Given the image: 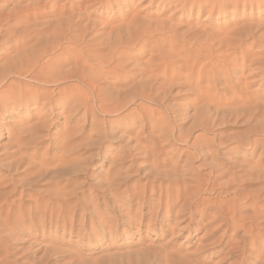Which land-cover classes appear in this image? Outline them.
I'll use <instances>...</instances> for the list:
<instances>
[{"label": "rangeland", "instance_id": "rangeland-1", "mask_svg": "<svg viewBox=\"0 0 264 264\" xmlns=\"http://www.w3.org/2000/svg\"><path fill=\"white\" fill-rule=\"evenodd\" d=\"M0 6V68L19 53L25 59L24 52L27 59L39 55L35 70L46 60L64 68L59 78L62 71L54 69L57 82L6 77L28 92L29 103L0 108V154L9 152L0 158V191L21 189L22 180L24 193H42L64 211L44 225L1 228L0 264H264L263 213L255 215V240L241 238L254 217L245 204L264 208V0H0ZM60 22L71 25L67 36L80 35L79 45L52 40ZM112 56L118 70L109 67ZM151 64L158 65L156 81L148 83L139 70ZM76 69L94 93L70 76ZM74 84L83 98L66 104L59 97ZM40 92L44 98L31 100ZM16 162L28 173L9 175ZM214 175L216 188L197 187L205 200L193 205L190 218L177 213L181 202L167 210L162 184ZM223 213L244 224L229 231L225 246L218 241L227 227Z\"/></svg>", "mask_w": 264, "mask_h": 264}, {"label": "bare ground", "instance_id": "bare-ground-1", "mask_svg": "<svg viewBox=\"0 0 264 264\" xmlns=\"http://www.w3.org/2000/svg\"><path fill=\"white\" fill-rule=\"evenodd\" d=\"M55 1V0H54ZM80 2V1H79ZM0 7H3V6H0ZM34 12V11H33ZM28 13V12H27ZM37 13H38V11H37ZM33 14V13H32ZM71 20V19H70ZM80 20V19H79ZM78 20V21H79ZM75 22L77 21V20H74ZM49 22V21H48ZM74 22V24H76ZM46 23V22H45ZM44 23V24H45ZM50 23L51 22H49V25H50ZM68 23V22H67ZM69 23H70V21H69ZM68 23V25L65 23V22H60L59 23V25L61 26V29H60V31H58V33H57V35H55L56 37H58L57 39L58 40H55L56 39V37L54 36V38H52V40H54V41H59L60 39L62 40V39H68L67 41H71L73 44H75V45H79L80 44V42H82V38H79V36L78 35H69V36H67L66 34H67V32L70 30V27L69 26H71L70 24ZM73 23V22H72ZM73 24V25H74ZM45 25H48V23L47 24H45ZM45 25H43L44 26V28H45ZM48 25V26H49ZM42 26V27H43ZM50 26H52V24L50 25ZM76 26H78V24L76 25ZM72 27H74V26H72ZM49 28V27H48ZM48 28H46V29H48ZM54 28V27H53ZM75 28V27H74ZM74 28H73V30H74ZM8 29V28H7ZM50 29V28H49ZM9 30V29H8ZM7 30V31H8ZM42 30V29H41ZM44 31H45V29H43ZM68 30V31H67ZM77 30V29H76ZM38 31V30H37ZM44 31H42V32H44ZM56 31V30H55ZM67 31V32H66ZM9 32V31H8ZM42 32H38V34L39 33H42ZM46 32V31H45ZM57 32V31H56ZM70 32V31H69ZM75 32V31H74ZM84 32V31H83ZM37 33V32H36ZM66 33V34H65ZM6 34V33H5ZM37 34V35H38ZM77 34H79V33H77ZM44 35V33L43 34H41V35H39V37L41 38L42 36ZM82 35V34H81ZM82 36H84V35H82ZM81 36V37H82ZM39 37L37 38V40H39ZM46 37H47V35H46ZM45 37V38H46ZM50 37V36H49ZM43 38H44V36H43ZM50 38V39H51ZM84 38V37H83ZM130 38V37H129ZM42 39V38H41ZM40 39V40H41ZM39 40V41H40ZM43 40V39H42ZM44 40H47V39H44ZM60 40V41H61ZM47 41H49V40H47ZM59 41V42H60ZM84 41V40H83ZM23 42V41H22ZM21 42V43H22ZM52 42V41H51ZM49 43V44H52L53 45V42L52 43ZM58 42V43H59ZM24 43H25V41H24ZM58 43H56V44H54V47H58L60 44H58ZM86 42H84L83 44H85ZM62 44V43H61ZM82 44V43H81ZM88 44V46H89V48H91V43H87ZM90 44V45H89ZM120 44V43H119ZM122 44V43H121ZM47 45V44H46ZM48 47L50 46V45H47ZM84 47H85V45H83ZM82 46V47H83ZM118 46V45H117ZM47 47V48H48ZM124 47H126L125 45H124ZM124 47H121L120 46V52L122 53L123 51H125V50H123L122 51V49H125ZM46 48V49H47ZM50 48V47H49ZM48 48V49H49ZM52 48V47H51ZM50 48V49H51ZM76 48H78V47H76ZM86 48V47H85ZM88 48V47H87ZM86 48V49H87ZM89 48L87 49V50H89ZM31 49V48H30ZM46 49H45V51H46ZM61 49V48H60ZM92 49V48H91ZM27 50V49H26ZM52 50V49H51ZM87 50L86 51H84L85 53L87 52ZM33 51V50H32ZM32 51H27V52H32ZM50 51V50H49ZM61 51H64V56H65V53L67 52V49H62ZM68 51H70V49L68 50ZM89 51H91V50H89ZM93 51V50H92ZM24 52V51H23ZM71 52V51H70ZM70 52H69V54H70ZM74 52V51H73ZM75 52H76V49H75ZM33 53H35V52H33ZM41 53V52H40ZM46 53H47V51H46ZM49 53H51V52H49ZM57 53H58V51H57ZM63 53V52H62ZM78 53L79 54H81V53H83V48H80V52L78 51ZM93 53V52H92ZM20 54V53H19ZM18 54V60H16V57L14 58L15 60H11V62L10 63H7L6 65H4L3 67H1L0 68V88L1 87H3V86H6L7 88H4V89H2V90H0V94L3 92V91H7V93L6 94H4V95H0L1 97H0V108H1V110L3 109V108H5V107H7L6 105L7 104H16L17 105V103L18 104H21V102H24V104H28L29 103V98H24L26 95H27V93L28 92H26V91H22L21 89H18V88H15V87H13V85H12V83H8V78H6L7 76L9 77V76H14L15 74H27V75H29L30 76V78L29 79H31V80H34V81H37V82H43V83H45V82H47V81H56L57 82V79H55V74H60V73H64V71H62V70H64V68L62 69L60 66V68L62 69H58L57 68V66H58V64H55L54 62H48L47 63V60H46V62H43V64H44V66H47V64H52V63H54L53 64V66H50V67H52L51 68V71H52V73L51 72H49V68L48 67H44L42 64V66H40L37 70H35V65L37 64V59H36V57H38L37 56V53H35L36 55H35V58H31V59H27V57H28V55H27V53L26 52H24L23 54H26V58L24 59V58H22V56H24V55H22V56H20ZM43 54H45L44 53V51H43ZM42 54V55H43ZM52 54H53V52H52ZM61 54V53H60ZM60 54L59 55H56L55 57H57V56H60ZM68 54V53H67ZM74 54H77V53H74ZM91 55V53L89 52L88 53V55ZM30 55V54H29ZM34 55V54H33ZM41 55V54H40ZM63 55H61V56H63ZM78 55V54H77ZM82 55V54H81ZM87 55V56H88ZM89 55V57L90 58H92L91 56ZM32 56V54L29 56V58ZM60 56V60H67V58H62ZM67 56H69V55H67ZM71 56H72V54H71ZM86 56V57H87ZM94 56V55H93ZM25 57V56H24ZM32 57H34V56H32ZM86 57L84 56V58L86 59ZM95 57V56H94ZM113 57V56H112ZM12 58V59H13ZM70 58V57H69ZM72 58H74L75 60H74V62H73V68L75 67V66H77V64H78V66L80 65L79 63H81V60H80V58H76V57H72ZM96 58V57H95ZM47 59V58H46ZM82 59V58H81ZM94 59V58H93ZM53 60V59H52ZM56 60V59H55ZM60 60H58V62L60 61ZM73 60V59H72ZM71 60V61H72ZM82 60H84V59H82ZM89 60H91V59H89ZM109 60V59H108ZM120 60V59H119ZM45 61V60H44ZM86 61H88V59L86 60ZM93 61H95V60H93ZM244 61V60H243ZM242 61V62H243ZM63 62V61H62ZM69 62V61H68ZM97 62L98 63H105L106 61H98L97 60ZM108 62H110L109 63V67H110V64L112 65V67L111 68H113V69H116V70H118L119 69V67L121 68V65L118 63V58L117 57H113V58H111L110 59V61H108ZM6 63V62H5ZM87 63V62H86ZM103 63V64H104ZM245 63V62H244ZM244 63H243V66H244ZM46 64V65H45ZM49 64V65H50ZM102 64V65H103ZM106 64H108V63H106ZM169 64V63H168ZM194 64V63H193ZM40 65V64H39ZM59 65H62V64H59ZM83 65V64H82ZM98 65H100V64H98ZM123 65V64H122ZM161 65V64H160ZM165 65L167 66V63H165ZM38 66V65H37ZM63 66V65H62ZM104 66V65H103ZM108 66V65H107ZM191 67H193L192 65H191ZM47 69V71L45 70V71H43V69ZM72 68V69H73ZM77 68V67H76ZM79 68V67H78ZM102 68V67H101ZM158 68V65L157 66H155V65H150L148 68H143L142 70H139V72H144L145 74H146V72L148 73V79H149V81L150 82H148V83H151V81L152 82H155L156 81V76L154 75V70H156ZM61 70L62 72H58L57 71V73H55L56 71L55 70ZM192 69V68H191ZM70 69H66V71H69ZM77 70V69H76ZM102 70V69H101ZM100 70V71H101ZM196 70V69H195ZM198 70V69H197ZM55 71V72H54ZM105 71V70H104ZM115 71V70H114ZM186 71H188V69L186 70ZM192 71V70H191ZM200 70H198V72H199ZM53 72L55 73V74H53ZM73 72V71H72ZM71 72V73H72ZM74 72H75V70H74ZM73 72V73H74ZM70 73V72H69ZM70 73V74H71ZM71 74L70 76H72V75H74V76H76V80H78V81H80V82H85L89 87H90V90L92 91V93H94V88H93V83H87L86 82V75H85V73L84 72H82V71H79V69L77 70V72H75L74 74ZM143 73V74H144ZM164 73V72H163ZM162 73V80H164L165 79V73L163 74ZM173 73V72H172ZM171 73V74H172ZM192 73V72H191ZM195 73V72H194ZM193 73V74H194ZM197 73V72H196ZM7 74H10V75H7ZM11 74H14V75H11ZM59 74H58V76H56L57 78H59ZM61 74V75H62ZM66 74V73H65ZM64 74V75H65ZM170 74V75H171ZM188 74H190V72L188 73ZM188 74H187V76H188ZM192 74V75H193ZM55 75V76H54ZM60 75V76H61ZM67 75V74H66ZM173 75V74H172ZM197 75H198V73H197ZM186 76V75H185ZM54 77V78H53ZM61 77H63V76H61ZM175 77V76H174ZM191 77V76H190ZM200 77H201V75H200ZM65 78V77H64ZM158 78V77H157ZM168 78V77H167ZM171 78H172V76H171ZM147 79V80H148ZM160 79H161V77H160ZM170 79V78H169ZM189 79V78H188ZM60 80V79H59ZM89 80H92V78L91 79H89ZM162 80H158L156 83H161V82H159V81H162ZM186 80V79H185ZM53 81V82H54ZM93 81L95 82L96 80H94V78H93ZM165 81V80H164ZM168 81V80H167ZM187 81V80H186ZM198 81H200V80H198ZM91 82V81H90ZM169 82H170V80H169ZM168 82V83H169ZM24 84H28V83H24ZM75 85L76 84H74V85H68V87L69 86H72L70 89H71V91H69L68 93V95H64L63 94V96H60L59 97V99H61V101L63 100L64 102H66V104H68V102L70 103L72 100H74V101H79L80 100V98H81V95L83 94V93H81L80 91H77V90H80V89H77V87H75ZM151 85V84H150ZM154 85V84H153ZM98 86V85H97ZM155 86V85H154ZM153 86V87H154ZM150 87V86H149ZM66 88H67V86H66ZM155 88V87H154ZM65 89V88H64ZM150 89H152L151 87H150ZM59 90V89H58ZM67 90V89H66ZM62 91H64V90H62ZM116 91H118V90H116ZM148 91H149V89H148ZM147 91V94L148 95H150L151 94V92L149 93ZM151 91V90H150ZM57 92H59V91H57ZM65 92V91H64ZM4 93V92H3ZM42 92H40V94H41ZM60 93V92H59ZM63 93V92H62ZM145 93V92H144ZM143 93V94H144ZM36 94V93H35ZM40 94H37V95H33L34 97H33V99H31V100H33L34 102H38L40 99H42V98H44L43 96H44V94L42 93L41 95ZM146 94V95H147ZM60 95V94H59ZM88 97V96H87ZM147 97V96H146ZM83 98V97H82ZM81 98V99H82ZM88 99V98H87ZM73 102V101H72ZM44 103V102H43ZM74 103H76V102H74ZM65 104V105H66ZM72 105H74V104H72ZM71 105V106H72ZM76 105V104H75ZM117 105V104H116ZM115 105V106H116ZM123 105V104H122ZM122 105H120V106H122ZM5 106V107H4ZM71 106H69L70 108H72ZM78 106V105H77ZM77 106H75L76 108H78ZM117 106H119V105H117ZM120 106H119V108H120ZM112 107V106H111ZM8 108V107H7ZM6 108V109H7ZM105 108V107H104ZM6 109H3L2 111H6ZM75 109V108H74ZM117 108H115V110H116ZM102 111V110H101ZM105 111V110H104ZM118 111V110H117ZM75 113V112H74ZM2 114V113H1ZM130 114H132V111L130 112ZM142 114V113H141ZM125 115H128V117H129V112L128 113H125L124 115H122V116H125ZM134 115V114H133ZM140 115V114H139ZM132 116V115H131ZM131 116H130V118H131ZM125 118V117H124ZM129 118V119H130ZM144 118V117H143ZM140 119V118H139ZM135 120V119H134ZM133 123V122H132ZM7 153H9V152H5V153H3L2 155L0 154V158H1V156H3V155H6ZM48 160L47 159H42V164L41 165H44V164H46V162H47ZM19 163L20 162H16V164H11L10 165V168L7 170V172H8V174L9 175H13L14 173H18V174H23V173H28V169L27 168H25V167H22V169H21V171H18L21 167H19ZM155 164V163H154ZM156 165V164H155ZM44 167V166H43ZM45 168V167H44ZM215 171V170H214ZM44 172H45V169H43L42 167H40L39 169H38V173L41 175V176H43V174H44ZM212 172V171H211ZM210 172V173H211ZM216 172V171H215ZM218 173V172H217ZM260 173H263V172H260ZM213 174H214V172H213ZM212 174V175H213ZM217 175V174H216ZM258 175V174H257ZM261 175V174H260ZM262 175H264V174H262ZM209 176H210V174H209ZM219 176H220V174H219ZM154 177V176H153ZM157 177V176H156ZM262 177V176H261ZM155 178V177H154ZM159 178H160V176H159ZM163 178V177H162ZM183 178H185V177H183ZM198 178V177H197ZM202 178V177H201ZM152 179V178H151ZM179 179V178H178ZM203 179V178H202ZM154 179H152V181H153ZM171 180V179H170ZM179 180H181V179H179ZM189 180H192V179H190L189 178ZM195 180V179H194ZM173 181H174V179H173ZM217 177L214 175V176H212V177H206L205 178V180H200V179H196V181H194V183L193 184H191V185H184L181 181L179 182V181H176V179H175V181L173 182V184H167L168 186H166L165 184V188L163 189V184H162V186H160L159 187V193H165V197L167 198V210L169 211V210H171V207L174 205V204H176V202H181V204H180V207H179V209H176L177 210V213H179V214H181L182 212L184 213H189L188 215H189V218H190V216H191V214H192V212H193V210H192V207H193V205L196 203V202H204V200H205V198H200V194H199V192H200V190L201 189H199V191L198 190H196L197 189V187H200L202 184L203 185H207V186H209V187H207V188H212V189H214V188H216L215 186L218 184L217 182ZM229 181H231V180H229ZM242 182V181H241ZM19 183V182H18ZM17 182H15L14 183V185H17L18 184ZM217 183V184H216ZM20 184V187H21V189H18V187H16V186H13L12 188H10L8 191H5V192H2V191H0V229L1 228H7V229H11V228H14L16 225H18V224H20V223H23V222H27L29 225H37V224H43L44 225V223H48V220H49V222H50V217L52 216L51 215V213H55L56 214V216L59 218V216L61 215V213L64 211V209H62V207H61V205H63V203L62 204H60V205H58L57 203H51V202H47L46 201V199H44L43 197H44V194H42V193H39V194H36V196H33V195H29V194H26V193H24L25 191H27V189H23L24 188V186L27 184V182H26V184H25V182H23L22 180H21V182L19 183ZM30 183H28V187L30 186L29 185ZM189 184V183H188ZM220 184V183H219ZM223 184V183H222ZM1 185V184H0ZM11 185V184H10ZM224 186H231V185H229V182L227 181V183H224L223 184ZM224 186H223V188H224ZM263 186H264V183H263ZM204 187V186H203ZM202 187V188H203ZM219 187H221V186H219ZM2 188V187H1ZM204 188H206V187H204ZM222 188V189H223ZM226 188V187H225ZM229 188V187H228ZM262 188V187H261ZM192 190V191H190V193H188L187 195L186 194H184V192L185 191H188V190ZM211 189V190H212ZM262 189H264V187L262 188ZM225 190V189H224ZM237 191V190H236ZM243 191V190H242ZM254 191V190H253ZM244 192V191H243ZM264 192V191H263ZM187 193V192H186ZM201 193V192H200ZM250 193V192H249ZM258 193V192H257ZM254 195H255V193H253ZM163 195V194H162ZM228 195V194H227ZM253 195V196H254ZM15 196H18V198L17 199H14V197ZM249 196H251V195H249ZM256 197H257V195H255ZM23 197H26V198H23ZM215 197V196H214ZM213 197V198H214ZM217 197H219V195L217 196ZM255 197V198H256ZM207 198V197H206ZM264 198V197H263ZM262 198V199H263ZM208 199V198H207ZM206 199V200H207ZM253 199V198H252ZM161 200V199H160ZM210 199H208L207 200V202L209 201ZM212 200V199H211ZM216 200H218L217 198H216ZM242 200H243V197H242ZM246 200V199H245ZM249 200V199H248ZM159 202V201H158ZM206 202V201H205ZM213 202H215V204H217L216 202L217 201H213ZM209 203H210V201H209ZM208 204V203H207ZM206 204V205H207ZM253 204H254V202H253ZM213 206H214V204H212ZM211 204L209 205V207L210 206H212ZM245 205H250L251 206V208H252V212H253V216L254 217H251L249 220H248V224H247V226L245 227V231H244V236L243 237H241V238H244V239H248V238H250L251 239V241H254L255 239H254V236L257 234H255L254 232V226H255V224H257V225H259L258 223H255V219H256V217L258 216V215H261L262 213L264 214V208H263V206L262 205H259V206H256V205H252V204H245ZM27 206V207H26ZM64 206V205H63ZM212 206V207H213ZM218 206V205H217ZM217 206H215V208H217ZM240 206V205H239ZM243 207H245L244 205H242ZM206 207V206H205ZM207 207H208V205H207ZM212 207H210V208H212ZM241 207V206H240ZM220 208V207H219ZM218 208V209H219ZM236 208H238V207H236ZM213 209V208H212ZM221 209H224V208H221ZM211 210V209H210ZM216 211H217V209H216ZM230 211V210H229ZM234 209H232V213H234ZM237 211V210H236ZM219 212H221V211H219ZM27 214V216L28 217H26L25 215ZM176 213V214H177ZM194 213V212H193ZM217 213V212H216ZM215 213V214H216ZM230 214L229 213V215H227L228 214V212H227V214H224L223 213V218L225 219V225H227V227L226 228H224V230H222V233H221V235L219 236V238H218V241L220 242V244H224V246L228 243L229 244V241H230V239H231V236H233V235H230V233H229V231H231L232 230V234H236V229L238 228V227H241V226H244V224H239L238 225V223L236 224V222L237 221H233V218H235L234 216H232V215H234V214ZM238 213V212H237ZM202 214H203V212H202ZM235 215H237L236 214V212H235ZM255 215H257V216H255ZM177 216V215H176ZM193 216V215H192ZM216 216V219L215 220H218L219 218H222V212L220 213V214H217V215H215ZM53 217V216H52ZM62 217V216H61ZM60 217V218H61ZM188 218V219H189ZM258 218V217H257ZM181 219V218H180ZM183 219V218H182ZM191 219H192V217H191ZM194 219V218H193ZM224 219H221V220H224ZM198 220V219H197ZM235 220H237V218L235 219ZM240 220V219H239ZM56 221V220H55ZM62 221V220H61ZM60 221V222H61ZM185 221V220H184ZM191 221H193V220H191ZM199 221V220H198ZM178 222H180V221H178ZM183 222V221H182ZM219 222H220V220H219ZM224 222V221H223ZM56 223V222H55ZM261 223V222H260ZM57 224V223H56ZM189 224H192V222H190L189 221ZM223 224V223H222ZM245 224V225H246ZM260 226V225H259ZM258 226V227H259ZM255 227H257V226H255ZM216 229L214 230L215 232H217L219 229H221L220 228V224L218 225L217 224V227H215ZM223 228V227H222ZM183 230V229H182ZM258 231V230H257ZM256 231V232H257ZM261 233V232H260ZM8 234V233H7ZM213 235H215V234H213ZM2 236V235H1ZM0 236V237H1ZM260 236H262V235H260ZM209 237H212V235H209ZM258 237H259V235H258ZM233 238V237H232ZM257 238V237H256ZM225 239H227V240H225ZM216 241H217V239H216ZM228 241V242H227ZM244 241V240H243ZM246 241V240H245ZM249 241V240H248ZM233 242H236V241H233ZM249 243V242H248ZM252 243V242H251ZM251 243H249V244H251ZM235 244H238V242H236ZM234 244V245H235ZM246 244V243H245ZM244 244V245H245ZM212 245V244H211ZM231 245V244H230ZM202 246V245H201ZM206 246V245H205ZM208 247L210 246L209 244L207 245ZM206 246V247H207ZM223 246V245H222ZM233 246V245H232ZM205 247V248H206ZM207 247V248H208ZM221 247V246H220ZM250 247V246H249ZM255 247V246H254ZM202 248V247H201ZM204 248V249H205ZM211 248H212V246H211ZM230 248V247H229ZM232 248V247H231ZM236 248V247H235ZM256 248V247H255ZM196 249V248H195ZM203 249V250H204ZM234 249V248H233ZM199 250L200 251H202L201 249H198V252H199ZM206 250V249H205ZM229 250V249H228ZM227 250V251H228ZM253 250H255L256 251V249H254L253 248ZM197 251V250H196ZM230 251H232V250H229V252ZM253 252V251H252ZM7 253V252H6ZM228 253V252H227ZM200 254V253H199ZM236 255V254H235ZM247 256H245V258H246ZM2 258V257H1ZM0 258V259H1ZM17 258V257H16ZM198 258V257H197ZM3 259H4V256H3ZM2 261V260H1ZM186 263V262H185ZM4 264V263H3Z\"/></svg>", "mask_w": 264, "mask_h": 264}]
</instances>
